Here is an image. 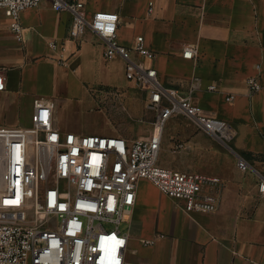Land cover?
Instances as JSON below:
<instances>
[{"label":"crops","instance_id":"obj_1","mask_svg":"<svg viewBox=\"0 0 264 264\" xmlns=\"http://www.w3.org/2000/svg\"><path fill=\"white\" fill-rule=\"evenodd\" d=\"M82 1L88 16L99 11L118 13V42L132 48L138 36L144 37L146 47L156 55L151 64L162 84L184 94L194 89L204 111L235 130L233 141L226 145L183 117L167 123L160 164L219 178V206L212 213L188 214L180 202L141 180L136 204L125 219L126 260L264 264L261 180L257 183L249 176L251 171L237 168V155L264 153V0ZM71 22L70 13L58 12L51 0H42L21 14L24 30L19 40L0 9V71L6 76V89L0 91V126L18 127L17 116L30 117L32 125L34 102L41 99L54 103L56 128L83 133L65 119L68 96H93L84 88L87 83L109 86L103 90L122 88L127 96H135L133 86L119 83L113 74L118 66L126 78L124 61L106 60L104 41L91 30L80 40L73 39ZM54 42L57 48L50 46ZM73 77H80L83 88L72 85ZM250 77L259 79L260 91H250ZM230 96L234 99L228 100ZM177 143L184 148L176 149ZM146 241L150 245H144Z\"/></svg>","mask_w":264,"mask_h":264},{"label":"built area","instance_id":"obj_2","mask_svg":"<svg viewBox=\"0 0 264 264\" xmlns=\"http://www.w3.org/2000/svg\"><path fill=\"white\" fill-rule=\"evenodd\" d=\"M41 2L0 0L17 39L23 37L21 14ZM51 2L54 10L72 15L73 39L80 40L91 30L104 41L106 60L124 61L126 79L145 94L146 109L154 113L153 129L148 137L137 139L63 133L54 125V103L41 99L34 102L31 127L0 126V264H132L126 260L129 237L120 225L136 204L141 180L180 202L188 214L212 213L219 206V178L160 164L167 123L183 117L226 145L233 141L235 130L208 115L194 89L184 94L162 84L151 64L156 55L146 47L144 37L138 36L132 48L121 45L118 13L99 11L88 16L82 0ZM247 83L252 93L262 89L256 77ZM5 89L2 70L0 91ZM94 92L118 96L116 90ZM175 148L182 149L184 144L177 143ZM237 168L254 170L240 155ZM260 180L259 191L264 195V176Z\"/></svg>","mask_w":264,"mask_h":264},{"label":"rangeland","instance_id":"obj_3","mask_svg":"<svg viewBox=\"0 0 264 264\" xmlns=\"http://www.w3.org/2000/svg\"><path fill=\"white\" fill-rule=\"evenodd\" d=\"M113 74L119 83L131 84L135 96H127V92L122 88L115 89L118 96H95L94 88L100 89L109 86L103 84L91 86L87 83L84 88L93 96H68V108L64 110L65 119L77 129L82 130L83 133L75 132L81 135L110 136L119 133L131 139L148 137L153 129L154 113L146 109L145 96H140V93L138 94L140 90L136 89L132 82L121 77L118 66L113 70ZM79 79L80 77H73L72 79V85L78 90L83 88ZM14 120L18 127L11 128H29L32 126L30 117L17 116ZM166 130L168 131V125H166ZM244 157L254 165V170L249 173V176H254L259 183L261 177L264 176V162L256 156L244 155ZM106 226L109 229L113 227V225ZM120 230L122 232L127 230L126 222L120 225Z\"/></svg>","mask_w":264,"mask_h":264},{"label":"trees","instance_id":"obj_4","mask_svg":"<svg viewBox=\"0 0 264 264\" xmlns=\"http://www.w3.org/2000/svg\"><path fill=\"white\" fill-rule=\"evenodd\" d=\"M256 157H258L261 161L264 162V153L263 154H258V155H256Z\"/></svg>","mask_w":264,"mask_h":264}]
</instances>
